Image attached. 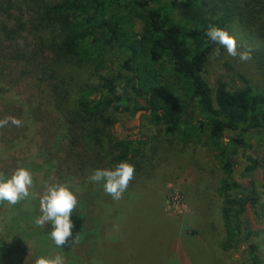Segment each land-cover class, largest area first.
<instances>
[{
	"label": "trees",
	"instance_id": "obj_1",
	"mask_svg": "<svg viewBox=\"0 0 264 264\" xmlns=\"http://www.w3.org/2000/svg\"><path fill=\"white\" fill-rule=\"evenodd\" d=\"M213 25L229 33L244 31L264 48V0H0V95L32 77L49 109L38 111L42 106L36 101L30 112L31 136L43 142L35 161L21 167L45 171L47 177L36 186L33 201L56 183L74 193L69 178L87 179L97 168L127 161L135 166L127 189L156 202L147 184L164 178L161 166L175 150L173 137L183 149L207 148L222 173L216 189L223 227L220 249L238 251L244 245L242 264H264L253 241L260 232L243 222L248 210L255 216L264 213V204L251 180L248 192L233 178L241 154L245 165L240 177L262 168L264 188V161L246 154L252 148L246 135L264 142V90L242 78L244 85L233 86L222 80L212 85L204 77L209 56L218 47L226 50L205 35ZM136 115L141 122L138 137H115L113 126ZM9 116L20 119L19 110L0 104V119ZM21 131L26 128L11 122L0 128V147L11 160ZM0 176L6 180L12 175L0 168ZM77 201L72 220L78 234L68 248L55 245L50 225H36L41 215L35 206L25 209V200L0 202V216L5 231L19 235L17 250L24 245L31 257H38L46 248L66 257L68 264H81L82 249L93 250L88 242L95 230L86 227L83 201ZM149 213L165 223L159 207ZM178 225L171 226L173 237ZM119 238L108 250L101 249L100 259L105 263V253L114 251L119 260L133 264L134 254L119 249ZM173 245L167 263L165 258L161 264L169 259L177 264Z\"/></svg>",
	"mask_w": 264,
	"mask_h": 264
},
{
	"label": "rangeland",
	"instance_id": "obj_2",
	"mask_svg": "<svg viewBox=\"0 0 264 264\" xmlns=\"http://www.w3.org/2000/svg\"><path fill=\"white\" fill-rule=\"evenodd\" d=\"M136 29L139 30L140 25H137ZM230 34L236 36L238 50H251V59L242 62L238 57L229 56L226 50L220 51L219 56L214 51L207 61L204 77L212 85L216 80H222L230 85L240 86L244 85L243 79L254 89L264 90V48L244 31L234 29ZM31 78L21 81L19 85L0 95V104L7 102L19 110L21 126L26 128L25 133L17 132L18 142L9 153V157L15 156L14 160L6 156L5 148L0 147V158L3 160L0 168L11 175L18 166L22 168V163L33 162L39 150L38 145L43 142L41 137L31 136L30 112L36 108V101L42 106L38 111L46 112L49 109L45 107V100L39 94L42 89H38L37 82ZM140 125L139 115H136L132 120L116 123L113 126V134L120 140L134 139L139 135ZM246 140L252 145L251 149H246V154L264 161V142L256 141V137L252 135H246ZM171 141L175 150L167 155L161 166L164 178L154 184H147V188L153 190L156 202L150 201V197L139 199V192L129 189L119 200H114L104 190L105 181L93 182L90 177L69 178L68 185L76 197L83 201L85 225L95 230L93 241L88 242L93 250L88 252L82 249L83 253L78 257L83 261L81 264H127L119 260L114 251L105 253V263L100 259L101 249L108 250L107 245L117 242L118 235L119 249L129 255L134 254L136 261L133 264H161L165 258L167 263L171 242L174 243L173 257L177 264H242L240 253L244 251V245H241L238 251H223L219 247L223 239V227L220 221L221 199L216 189L222 173L212 153L203 146L191 145L183 149L181 144L174 142L173 137ZM244 162L243 156L238 154L233 178L245 186L248 192L252 187L246 186L251 180L254 190L258 193L256 196L260 203L264 204V188L260 185L263 183L262 168L242 179L240 174ZM30 173L33 185L29 188L30 195L23 199L25 209L31 210L30 208L35 206V212L42 215L40 199L35 203L33 197L36 194V186H42L46 182V173ZM137 200L138 205L132 212ZM158 207L165 223H160L154 213H149L158 212ZM258 212L259 216H255L248 210L243 222L250 230L260 232V236L253 238V241L260 246L264 255V213ZM176 222L179 228L173 237L171 226ZM5 227L7 226L0 216V264H35L39 257L54 258L59 255L44 248L42 255L31 257V249L24 245L17 250L15 245L19 235L13 230L5 231ZM63 259L64 264H68L66 257L63 256Z\"/></svg>",
	"mask_w": 264,
	"mask_h": 264
},
{
	"label": "clouds",
	"instance_id": "obj_3",
	"mask_svg": "<svg viewBox=\"0 0 264 264\" xmlns=\"http://www.w3.org/2000/svg\"><path fill=\"white\" fill-rule=\"evenodd\" d=\"M205 35L210 41L226 49L229 56L238 57L242 62L251 59V50H238L236 36L230 34L226 29L213 25L208 28ZM215 54L220 55L219 47L215 49ZM9 122L16 127H20L22 123L16 117L9 116L0 119V128L6 127ZM134 172L133 164L121 161L113 168L95 169L90 180L93 182L105 181V192L114 200H119L134 178ZM32 185V175L26 168H18L10 179L5 180L0 176V202L7 201L12 205L17 204L30 195L29 188ZM77 203L76 195L63 183L47 186L40 198L42 215L36 219L35 223L40 227L50 225L51 237L57 247L68 248L76 240L78 231L74 234L73 230L76 226L72 215ZM35 264H64V259L59 255L54 258L39 257Z\"/></svg>",
	"mask_w": 264,
	"mask_h": 264
}]
</instances>
